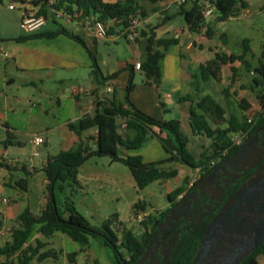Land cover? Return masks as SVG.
Listing matches in <instances>:
<instances>
[{
    "label": "crops",
    "instance_id": "0c3cea01",
    "mask_svg": "<svg viewBox=\"0 0 264 264\" xmlns=\"http://www.w3.org/2000/svg\"><path fill=\"white\" fill-rule=\"evenodd\" d=\"M29 1L26 0L24 4H21L14 0H0V193L10 188L18 197V199L4 200V206L0 207V248L11 242L12 230L20 227L18 220L20 215L26 209L31 211L29 179L32 176L39 177L42 173L46 174L45 168L49 159L61 151L74 149L79 143L83 147L96 149L97 128L78 134L70 127L71 125H77L86 115L94 116L97 113H103L112 102L127 106V87L132 77L134 87L129 93V101L157 120L179 121L182 132L190 139V147L192 136H199L194 135L192 130L191 109L200 96L206 95V86L200 82L203 79V66L213 61L221 52L229 57L234 53L233 51L228 53L230 48L224 50L223 45L229 44V36L226 33L228 29L224 26V22L220 21L216 7L212 15L206 16L203 13L207 4H214L217 0H162L155 3L151 0H136L147 11L146 17L149 18L150 23L140 27L138 34L131 38L126 35L123 27L116 20L109 19L103 22L115 36V41L93 36L91 25L95 19L94 16L87 21L66 19L68 23L75 22L77 25L75 29L68 31L74 34L79 33L88 48L65 34L20 40L22 37L31 35L21 26L23 18L27 14H36L38 11ZM103 1L124 3L126 0ZM11 3H15L17 7L11 9ZM238 6L237 17H249L254 11L264 12V0H238ZM167 16L171 18L165 20ZM56 22L54 18V23ZM154 27H156V37L152 46L154 51L161 53V73L157 78H148L142 69L135 68V64L148 61L149 38L151 29ZM59 28L62 27L49 26L48 21L45 26L32 34L43 35L56 32ZM238 39L240 41L237 46L242 47V42L249 38L239 36ZM249 40L251 48L252 41ZM88 49L96 55L101 75L95 72L94 61ZM237 65L238 62L230 57L229 64L223 68L231 70ZM12 70L22 75L23 87L37 91L33 94V98L37 100L36 103L29 102L32 108H25L23 102L25 97L20 94L9 95L6 86L18 82V76L13 75ZM213 81L216 80L213 79ZM9 82L12 83L9 84ZM204 83L207 84L205 81ZM186 96L191 98L182 101L181 99ZM64 100L67 101L68 109L63 104ZM50 105L51 107H48ZM53 105L57 108L52 111ZM64 109L68 110L65 118L60 116ZM119 120H121L119 132L123 139L127 140L128 136L133 134L127 130V127H123L126 124L125 120ZM155 130L160 133L159 129ZM42 135L46 149L44 159L39 162L40 167L29 165L30 156H40L36 152L30 155L29 147H38L32 143V140ZM161 136L169 137V133L164 131ZM145 145L151 147L147 156L145 155L147 158V160L144 159L145 162H151L155 157L165 160L168 156V152L155 136H151ZM140 150H129L126 146L119 145L118 155L127 158L139 155ZM90 159L88 160L90 162L86 161L79 168L76 181H58L61 182V190L67 188L71 192L69 199L74 202L75 208L79 201L78 191L86 190L80 179H86L83 172L86 169V163H93ZM97 159H102L98 161H104L103 166L110 168L116 163L111 158ZM98 163L94 162L91 169H96L99 166ZM171 163L180 164L175 161ZM180 165L185 167L183 173L186 176L185 180H188L186 188L189 190L197 176V169L188 168L182 163ZM162 167L165 168L164 165ZM173 169L178 171L175 178L158 180L162 186H168L167 197L175 187L172 181L182 178L181 172L177 168ZM23 180L27 182L26 189L20 186ZM170 182L171 186H169ZM48 200V197L44 195L40 213L46 207ZM140 203L141 206L145 205V209L139 208L138 212L151 210L147 201H140ZM170 204L169 201L168 205L161 210L166 209ZM68 216L66 207L65 217ZM39 228V225L33 228L28 245L35 246L37 240H42L48 243L46 247L48 250H56L57 242L60 241L63 248H60L62 251L58 259L48 258L39 261L35 258L29 264L49 263L47 262L49 260L55 264L61 259L63 264H70L68 254L83 252L79 243L70 236L56 232L46 237L39 232ZM86 251L89 255L92 253L97 257V264H100L101 258L104 264H119L115 252L101 237H93ZM17 258L18 255L12 259L17 261ZM4 261L5 258L0 256V263ZM259 261L264 264V254L259 256Z\"/></svg>",
    "mask_w": 264,
    "mask_h": 264
},
{
    "label": "trees",
    "instance_id": "16d2710c",
    "mask_svg": "<svg viewBox=\"0 0 264 264\" xmlns=\"http://www.w3.org/2000/svg\"><path fill=\"white\" fill-rule=\"evenodd\" d=\"M17 3L24 4L26 0H14ZM152 2H160L162 0H151ZM30 4L38 9L35 15L45 16L48 18L52 10L63 11L67 14H79L76 18L79 21H87L92 16L95 17L93 22H105L109 19L116 20L124 31L127 32L130 27V21L134 16H147V11L143 9L136 0H126L124 3H106L103 0H30ZM216 11L219 14L220 21H228L230 18L237 17L239 12L238 0H217L214 2ZM243 7L245 4L243 3ZM201 11V10H200ZM264 11V8H263ZM167 16L165 20L170 19ZM75 20V19H74ZM155 28L151 29L148 46V61L141 64V69L148 78H157L160 76V57L159 51H154L153 40L156 37ZM58 34H65L86 48L87 45L79 33L74 34L65 28H59L56 32H50L43 35L31 34L22 39H31L38 36L54 37ZM243 54L238 57L242 63L245 61L246 55L251 51L250 40L245 39L242 42ZM89 50V49H88ZM94 61L95 72L100 74L97 64L96 55L89 50ZM230 57L227 54H217L213 61L203 66V80L207 83L213 79L220 81L222 69L229 64ZM261 65L256 68V72L260 77V81L255 79V83L264 89V60L260 59ZM237 70L231 68L232 83L237 80ZM101 75V74H100ZM115 76V75H114ZM133 78L131 77L127 87V106L123 103L112 102L103 113H97L94 116H84L77 125H71L78 134L97 128V147L92 150L90 147H83L81 143L76 148L61 151L58 155L51 157L45 168L48 180V203L41 211L40 215H34L29 209H26L18 218L20 227L12 230L11 242L0 248V256L5 258L0 264H29L37 258L43 261L48 258L58 259L59 253L53 249L44 250L48 243L37 240L36 245H28L33 228L39 225V232L49 237L56 232H60L70 236L73 240L80 243L82 251L87 250L93 237H101L105 243L113 249L119 264H138L142 257L153 232L156 230L160 222H153L155 214L150 215L143 220L142 226L144 233L138 239L130 230L121 229V239L119 240L110 229L113 222H105L102 228L94 227L87 221L86 217L78 212L74 202L68 199L66 203L68 217L63 216L57 207L55 200L54 187L56 182L76 181L79 168L91 156L103 157L108 156L112 161L121 162L127 165L133 176L139 183L141 189H145L155 181L162 179H173L178 175L175 169L167 170L162 166L167 162H181L182 164L193 168L201 169L202 175L209 174L218 162L223 161L235 154L241 147L231 146V137L235 133L247 132V138H251L258 126L264 122V93L260 96L263 111L254 119L252 123L248 122V118L240 119L236 115L226 117L225 111L221 104L211 95L206 94L200 96L195 106L191 109L190 122L194 135L206 136L210 143L201 154L200 158H196L190 150V139L182 132L179 121H161L142 112L129 101V93L132 91ZM231 87V85H230ZM228 93V92H227ZM190 96H186L181 100H188ZM244 108L250 105L244 100ZM118 119L126 122L127 130L133 135L128 136L124 140L119 132L120 125ZM201 123V124H200ZM155 129H159L160 133ZM168 132L169 137H162V132ZM157 137L162 143L164 149L171 153V158L158 163H144L141 156L134 155L122 158L118 155V146L124 145L129 150H138L151 137ZM227 150V154L223 152ZM213 163V164H212ZM188 180L185 185L175 189L168 194L169 201L173 202L185 191ZM27 182L23 180L20 186L26 189ZM191 189V188H190ZM135 207L137 209H145V205L141 206L138 202ZM161 212V211H160ZM158 212V214L160 213ZM157 215V214H156ZM206 230L205 226H201L195 233L187 234L185 244L176 254L173 264H192L199 250L200 240ZM119 247H123L127 251V256H123L119 251ZM79 253L68 254L70 263L74 264ZM264 254V241L253 251L242 264H262L259 256ZM18 255L17 261L12 259Z\"/></svg>",
    "mask_w": 264,
    "mask_h": 264
},
{
    "label": "rangeland",
    "instance_id": "374dc122",
    "mask_svg": "<svg viewBox=\"0 0 264 264\" xmlns=\"http://www.w3.org/2000/svg\"><path fill=\"white\" fill-rule=\"evenodd\" d=\"M54 18H56V24L54 23ZM54 18L53 15L48 16L49 26L63 27L67 30H73L77 27L75 22L68 23L66 18ZM224 26H227L228 29L226 33L229 36V44L226 46L223 45V47L224 50L230 48L234 52L230 57L235 62H238L237 66H233L237 70V80L232 83V72L230 68L226 69L225 67L223 68V75H221L220 81L216 80L205 84L203 79H201L200 82L203 86H206V94L211 95L221 104L227 118H229L232 114L236 115L240 119H243L244 117H247L248 119H255L263 111L260 96L264 93V89L255 83V79L260 81L256 68L261 65L260 59H262L264 54V12L260 13L254 11L249 17H236L230 19L224 22ZM239 36L247 37L252 41L251 51L245 57V61H247V63H242L238 60V57L243 54V48L237 46L240 41V39H238ZM220 54L224 53L221 52ZM12 71L14 72V70ZM13 75L18 76V82L16 84L6 86L9 95L14 96L20 94L25 97V100L23 101L25 108H32L29 102L32 104L36 103L37 100L33 98V94L37 93V91L33 88L23 87L21 84L22 75L20 73L14 72ZM244 100L250 105L247 109L244 108ZM63 104L67 107V101L64 100ZM54 106L55 105H53L52 111L57 108ZM48 107H51V105ZM67 109L61 111V117L65 118L68 112ZM120 122L121 120L118 119V123ZM42 137L44 140L43 135ZM209 143L210 140L206 136H192L190 149L196 158H200L201 154L205 150V147H207ZM29 149L30 155L33 152L39 153L40 155L39 157L30 156L28 159L29 165L40 167L39 162L44 159L46 151L44 145L36 148L29 147ZM140 149L141 150L139 151L138 156H141L144 163H158L166 161L172 156L171 153H168L165 160H159V158L155 157L151 162H145L144 159L147 160L145 155L147 156L151 147H146V145L143 144ZM152 152L154 151L152 150ZM92 157L93 156L89 157L87 161ZM103 157L110 158L108 156ZM97 158L102 157H93V159H90L93 163H86V169L83 172L86 179H80V182L86 190L78 191L79 201L76 203L77 211L83 214L87 221L97 228H102L105 222H113V224H110V229L119 240L121 239V230H118L117 227L130 230L137 238H141L143 233L141 222L146 220V218L141 221L135 219L134 215L135 213H138L135 204L140 201H147L148 207L151 210L155 209L157 211L165 208L169 203L167 197L168 186H162L159 180L150 184L145 189H141L138 181L133 176L127 165L121 162H116L114 163L115 165L110 168L103 166L104 161H98L102 159ZM96 161L99 162V166L97 168L95 167L96 169H91V166H94V162ZM179 163L181 164V162ZM180 164L173 165L171 162L164 164V167L167 170L177 168L182 175L181 179L178 178L172 181L175 185L172 191L185 185L186 176L183 173L185 167H182ZM29 183L30 209L34 215H39L44 195L46 197L49 196L47 175L42 173L39 177L32 176L29 179ZM172 183L170 182L169 186H171ZM65 186H67V184H65ZM54 193L58 210L63 216H65L66 203L68 199L71 198V192H69L67 188L65 190H61V182H58L54 187ZM74 195H76V193ZM9 199H18V197L13 190L6 188L4 193H0V207L4 206V200ZM61 247L62 243L58 241L55 251L59 253V257L62 251L60 250ZM88 249L89 248H87V250ZM44 250H48V248H44ZM119 251L123 256H127V251L123 247H119ZM47 262L49 263L43 262L39 264H53L52 260ZM96 262L97 257L92 253L89 255L86 250L79 252L76 258V264H97ZM55 264H63L62 259ZM100 264H104V260L102 258L100 259Z\"/></svg>",
    "mask_w": 264,
    "mask_h": 264
},
{
    "label": "water",
    "instance_id": "95a60500",
    "mask_svg": "<svg viewBox=\"0 0 264 264\" xmlns=\"http://www.w3.org/2000/svg\"><path fill=\"white\" fill-rule=\"evenodd\" d=\"M83 35V33H82ZM264 60V54L262 56ZM12 82H9L11 84ZM256 135L235 154L226 160V164H243L249 170L264 159V148H259ZM245 169V168H244ZM217 168L212 175H215ZM183 203L173 209L168 220L174 218L177 211L183 213L189 208ZM174 222H162L163 229ZM264 241V163L255 173L227 200L219 213L208 224L200 240L199 250L192 264H242ZM149 244L138 264L144 261L150 251Z\"/></svg>",
    "mask_w": 264,
    "mask_h": 264
},
{
    "label": "flooded vegetation",
    "instance_id": "af4514ba",
    "mask_svg": "<svg viewBox=\"0 0 264 264\" xmlns=\"http://www.w3.org/2000/svg\"><path fill=\"white\" fill-rule=\"evenodd\" d=\"M263 125L264 122L258 126L251 138L245 140L242 146L247 144ZM257 145L259 148H264V131L259 132ZM227 159L218 162L215 168L209 174L202 175L191 189L173 202L170 201L171 204L166 209L161 210L159 214H155L153 222L174 223L163 229H160L158 225L147 245L148 247L152 242L144 264H173L176 254L185 244L187 234L195 233L201 226L207 228L227 200L264 163L263 159L253 169L249 170L243 164H226ZM217 168L220 170L212 175ZM183 203L187 204L189 208L183 213L176 211L173 214L174 218L168 220L173 209Z\"/></svg>",
    "mask_w": 264,
    "mask_h": 264
},
{
    "label": "built area",
    "instance_id": "2783aa9c",
    "mask_svg": "<svg viewBox=\"0 0 264 264\" xmlns=\"http://www.w3.org/2000/svg\"><path fill=\"white\" fill-rule=\"evenodd\" d=\"M16 7L17 6L15 3H11V5H10L11 9H15ZM214 11H215L214 4H207L203 10V13L206 16H209V15H212L214 13ZM52 14L55 17H63V18H66L68 20H74L78 17L77 14L70 15V14L64 13L63 11H55V10H52ZM47 22H48V18L45 16H37L35 14H27L23 18V20L21 22V26L26 32L32 34L36 31H38L43 26H45L47 24ZM149 23H150V20L148 17H142V16L132 17V19L130 21V27L128 28V30L126 32V35L131 37V38H134L138 34L139 28L144 26V25H147ZM91 30H92V34L95 38L107 39V40H112V41L116 40L115 36L111 34V30H109L103 22H100V21L93 22L91 25ZM228 53H232V50L228 49ZM135 68L141 69V63H136ZM253 121H254V119H252V118L248 119L249 123H252ZM123 127L125 128L126 124H124ZM247 136H248L247 132H240V133L233 134L231 137V146L232 147H241L244 144L245 140L247 139ZM32 143L36 146H42L44 144L43 137L42 136L34 137V139L32 140ZM226 154H227V150L223 152V155H226ZM201 176H202L201 169H197V176L193 180L191 187L198 182V180L200 179ZM154 211H156V210L138 212L135 214V217L138 220H142V219L147 218L148 216H150L152 214H157L158 212H160L159 210H157L156 212H154Z\"/></svg>",
    "mask_w": 264,
    "mask_h": 264
}]
</instances>
